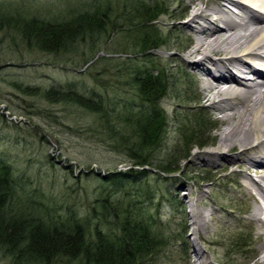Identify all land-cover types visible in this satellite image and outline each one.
Masks as SVG:
<instances>
[{"label": "rangeland", "instance_id": "1", "mask_svg": "<svg viewBox=\"0 0 264 264\" xmlns=\"http://www.w3.org/2000/svg\"><path fill=\"white\" fill-rule=\"evenodd\" d=\"M139 1L145 6L157 4L160 11L155 24L143 31L136 25L138 19L133 26L127 23ZM188 1L171 5L169 0H0L11 14L51 22L67 21L84 12L106 9L108 13L106 31L78 38L69 50L56 53L26 44L18 30L0 31V164L13 173L20 205L32 200L54 206L61 218L69 211L85 218L93 207L99 210L96 201L101 196L109 194L110 205L115 199L125 204L142 190V204L149 210L145 213L152 217L151 227L162 241L147 264H255L264 233L256 214L257 188L245 176L250 167L247 157L225 167L228 160L207 156L217 149L219 135L226 128L222 114L208 104L190 105L196 84L186 71L194 70L168 62L184 56L188 42L180 33L169 36L165 23L181 13L179 5ZM188 18L186 14L178 23ZM146 28L159 36L160 47L142 53L136 43L140 32H148ZM136 71L161 72L166 83L165 96L156 105L165 114V135L152 154L153 166L136 167L119 148L117 136H112L113 126L105 123L111 117L117 134H129L131 127L121 122L125 114L154 108L131 84ZM51 89L93 98L105 106L108 117L49 99L46 92ZM177 98L182 106L175 102ZM197 155L202 157L197 159ZM176 161L175 172L166 174L158 168L161 162L175 166ZM130 169L146 172L135 183L109 182ZM255 174L254 181L262 182ZM125 191H130L128 198ZM193 213L208 222L199 236ZM0 264L39 263L19 260L0 249ZM51 264L78 261L65 258Z\"/></svg>", "mask_w": 264, "mask_h": 264}, {"label": "trees", "instance_id": "2", "mask_svg": "<svg viewBox=\"0 0 264 264\" xmlns=\"http://www.w3.org/2000/svg\"><path fill=\"white\" fill-rule=\"evenodd\" d=\"M136 4L127 23L133 26L135 19H138L136 25L141 26L143 31L146 26L155 24L160 11L157 4L145 6L141 1ZM107 14L106 9L97 10L94 13H80L67 21L51 22L34 16L25 17L20 13L11 14L0 5V31L18 30L26 44L42 52L56 53L69 50L78 38H92L106 31ZM146 30L148 32L144 34L139 31L140 37L136 43L142 53L160 47L159 36L151 28ZM131 84L139 97L154 108L148 109L147 113L125 114L121 122L131 127L129 134H117L115 124L110 122L111 117L105 123L113 126L112 136H117L119 148L128 153L136 167L153 166L152 154L165 135V114L156 105L165 96L166 83L161 72L141 74L136 71ZM46 96L97 112L102 118L107 116L101 102L95 103L93 98H86L75 91L51 89ZM178 162H175V166H172L174 162H161L158 168L169 174L177 171L175 167ZM144 172L134 169L127 173L119 172L109 182L116 185L135 183ZM16 186L10 167L0 164V249L19 260L51 264L53 260L67 258L78 261V264H147L160 248L162 241L151 227L152 217H147L146 211L149 210L141 201L142 190H137L138 193L125 204L115 199L110 205V195L106 198L101 196L96 201L100 204L99 210L93 207V213L85 218H80L73 211L61 218L60 210L54 206L49 208L32 200L20 205ZM124 194L128 198L130 191Z\"/></svg>", "mask_w": 264, "mask_h": 264}, {"label": "bare ground", "instance_id": "3", "mask_svg": "<svg viewBox=\"0 0 264 264\" xmlns=\"http://www.w3.org/2000/svg\"><path fill=\"white\" fill-rule=\"evenodd\" d=\"M169 2L173 5L177 0ZM179 6L181 13L168 18L165 26L169 36L180 33L187 39L186 54L168 62L194 70L186 71L196 84L190 105L208 104L222 114L226 128L219 135L217 149L207 156L228 160L225 167L247 157L250 167L245 176L257 188L256 214L264 233V0H189ZM186 14L188 20L178 23ZM175 100L182 106V100ZM254 173L262 182L254 181ZM191 219L195 233L201 234L206 218L193 213ZM194 248L201 258L200 249L195 244ZM260 250L255 264H264V242Z\"/></svg>", "mask_w": 264, "mask_h": 264}]
</instances>
